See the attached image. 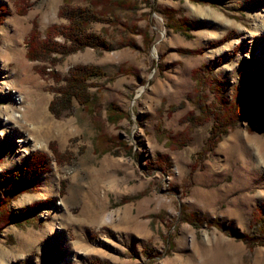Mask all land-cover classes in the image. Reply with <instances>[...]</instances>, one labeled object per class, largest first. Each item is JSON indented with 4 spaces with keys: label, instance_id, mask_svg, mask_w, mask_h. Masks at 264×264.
<instances>
[{
    "label": "rangeland",
    "instance_id": "1",
    "mask_svg": "<svg viewBox=\"0 0 264 264\" xmlns=\"http://www.w3.org/2000/svg\"><path fill=\"white\" fill-rule=\"evenodd\" d=\"M100 1L0 0V264H264V0ZM63 5L105 49L62 54Z\"/></svg>",
    "mask_w": 264,
    "mask_h": 264
},
{
    "label": "trees",
    "instance_id": "2",
    "mask_svg": "<svg viewBox=\"0 0 264 264\" xmlns=\"http://www.w3.org/2000/svg\"><path fill=\"white\" fill-rule=\"evenodd\" d=\"M67 1V0H65ZM100 0H97L96 4H101L99 2ZM83 9V8H71L67 5H63L61 9L59 10V16L64 17L67 19V21L70 22V25L68 28H66L65 32L63 33V36L66 37V40L70 41V44L73 45L71 50H68L66 52H63L62 54H69V53H75L79 50L84 49L85 47H91L95 49H105L106 45L101 40L100 37L95 36L93 34H90L87 32L88 27L91 23L95 21H101L100 18L97 17V15L90 10ZM26 9L25 8H18L17 13L20 15L25 14ZM0 12H3V5H0ZM2 15L0 16V25L2 23ZM31 31L29 34V39L26 42L27 45V51H26V58L29 61H35L36 59H42L45 56H47L49 53L48 51L54 50L52 47H55L56 44L54 43H47L42 42L38 40V33H37V26L36 23H32ZM54 28H48L46 33L48 34L51 32ZM49 47L48 51L45 53L41 50L44 47ZM39 73V72H38ZM42 74L43 71H40ZM100 73L98 70L94 68H79L76 67L73 71H71V74L69 78L66 80V87L64 89V93L61 94L60 98L64 103H69L72 98H75L78 102L81 103H87L89 96H87L86 92V86L84 85V81L89 78L91 75H96ZM55 101H51L48 105L49 112H52L55 115L57 112L54 110ZM239 113V112H238ZM241 113L239 115H236V117H240ZM230 115H227L226 112L219 113V116H217V119H215V123L212 126L211 129V138L214 140V138L217 135V130L219 131L221 128H223V120L224 118L228 119ZM230 119V118H229ZM228 119V120H229ZM234 120V118H233ZM212 140L210 142L212 143ZM42 163H45V156L43 154L39 153H33L30 160L27 162L26 169H24V177L30 176V177H36L39 174L38 166ZM264 228H262L261 232L264 234Z\"/></svg>",
    "mask_w": 264,
    "mask_h": 264
},
{
    "label": "bare ground",
    "instance_id": "3",
    "mask_svg": "<svg viewBox=\"0 0 264 264\" xmlns=\"http://www.w3.org/2000/svg\"><path fill=\"white\" fill-rule=\"evenodd\" d=\"M19 100H20V98H19Z\"/></svg>",
    "mask_w": 264,
    "mask_h": 264
}]
</instances>
